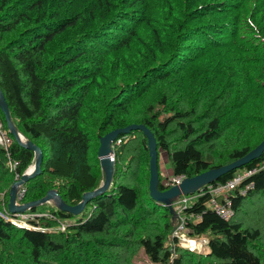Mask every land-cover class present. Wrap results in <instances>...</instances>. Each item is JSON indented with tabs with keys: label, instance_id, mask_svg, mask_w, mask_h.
I'll return each mask as SVG.
<instances>
[{
	"label": "trees",
	"instance_id": "trees-1",
	"mask_svg": "<svg viewBox=\"0 0 264 264\" xmlns=\"http://www.w3.org/2000/svg\"><path fill=\"white\" fill-rule=\"evenodd\" d=\"M0 90L18 130L42 152L23 202L55 190L78 203L103 181L99 136L130 124L153 133L171 177H193L264 137V0H0ZM0 122L7 130L1 111ZM112 145L110 186L63 231L58 221L73 216L49 203L53 217L31 220L37 228L0 217V264H133L140 250L156 264H264V152L210 183L252 171L238 186L250 185L247 192L230 195L229 219L210 210L206 192L193 193L183 214L187 236L207 239L197 251L168 242L171 217L149 196L142 132ZM32 162L14 140L0 147L8 216V189Z\"/></svg>",
	"mask_w": 264,
	"mask_h": 264
},
{
	"label": "water",
	"instance_id": "water-1",
	"mask_svg": "<svg viewBox=\"0 0 264 264\" xmlns=\"http://www.w3.org/2000/svg\"><path fill=\"white\" fill-rule=\"evenodd\" d=\"M0 111L2 112L5 120L7 132L12 136L13 140L21 147L31 151L33 153L32 169L29 165L19 176V178L10 185L8 189V201L7 211L9 213H23L27 210L36 208L47 201L52 200L56 204V209L61 212H66L72 216L80 214L86 204L94 199L96 196L105 192L111 184V178L113 173V145L112 143L117 139L119 135L128 134L133 130H140L146 139V146L148 150V191L149 196L155 202H158L165 206L170 214L171 222L174 228L177 221V214L172 206V203L181 195H191L205 185L216 181L222 175L234 171L243 167L251 160L258 158L264 152V137L250 151H248L242 157L235 159L234 161L221 165L215 168L208 169L193 177H183L179 183L174 184L164 190L158 188L159 185V170H158V153L157 145L153 133L142 124H130L122 128H116L108 131L98 138L97 158L99 160V166L103 173V181L100 185L91 190L84 192L78 203L74 205L66 204L63 199L58 195L55 190H49L45 195L37 200L26 201L23 203H16V195L21 186H23L29 179L40 173V164L42 160L41 149L34 144L31 140L26 138L16 127L12 120L8 105L0 90ZM20 138L22 141H20Z\"/></svg>",
	"mask_w": 264,
	"mask_h": 264
},
{
	"label": "built area",
	"instance_id": "built-area-1",
	"mask_svg": "<svg viewBox=\"0 0 264 264\" xmlns=\"http://www.w3.org/2000/svg\"><path fill=\"white\" fill-rule=\"evenodd\" d=\"M13 138L9 135L7 130L2 129V125L0 122V147L7 150L8 146L12 143ZM7 157V165L8 170L10 172H16L17 167V161H14L10 158L9 153L6 152ZM252 171L245 170V172L236 173L234 176H232L231 179L228 181L219 183L217 185H205V190L201 188L197 195H201L202 193H207L209 196V202L208 207L210 210H212L214 213L219 215L222 219L227 220L233 215V209H232V203L230 199V195H233L235 189L240 185L244 183V179L250 174ZM19 176L15 174V180H17ZM182 179L181 176L179 177H170L166 178L164 181V185L166 187H170L174 184H177ZM250 185L245 184L243 185V188L238 187L236 190V194L238 195H244L247 190L250 188ZM231 193V194H230ZM24 194V187L21 186L17 192L16 195V203H23L22 196ZM196 194L191 195H181L179 196L174 203H172V206L177 214V221L175 222V227L172 229L171 238H177L181 241H187L188 243H193L194 240H188V236L186 234V219L183 214V211L191 205V202L193 201L194 197H196ZM43 212H31L30 210H27L23 213H10V216L8 214L4 213L0 210V217H2L4 220L10 221L13 225L17 227H27V228H37L38 226H33L32 223H30L31 220H35L39 217H48L52 218L53 216L48 211ZM69 223H67L65 220H61L58 222V228L63 231ZM200 243L207 244V239L201 238Z\"/></svg>",
	"mask_w": 264,
	"mask_h": 264
},
{
	"label": "rangeland",
	"instance_id": "rangeland-1",
	"mask_svg": "<svg viewBox=\"0 0 264 264\" xmlns=\"http://www.w3.org/2000/svg\"><path fill=\"white\" fill-rule=\"evenodd\" d=\"M166 158H167L166 154L162 151H159L158 165H159V173H160L161 180H164V179L166 180V178H170L172 176L171 171H170V166ZM30 169H32V167H30ZM243 171L245 172V170H242L240 172H243ZM49 204H52V205H47L48 207L53 206V203L50 202ZM47 206H45L44 204L43 206L40 205L37 207V210L43 213H46L45 211L47 210ZM90 210H91V207L87 205L85 211H82L84 213L81 212L80 214L73 216L70 220H66V222L67 223L70 222L69 224H73L75 220L87 215V213H89ZM60 221L61 220H59L58 222ZM201 238H204V236L188 237L187 238L188 240H191V241L194 240L193 243L192 242L188 243L187 241H181V240H178L177 238H176L177 242H174L173 241L174 238L169 237L168 242L170 244L173 243L174 246L175 244H178L180 247H183V248L187 247L190 250L203 251V249L205 248V244L200 243L199 240ZM132 262L133 264H156V263L150 262L142 250L138 251L137 254L134 255Z\"/></svg>",
	"mask_w": 264,
	"mask_h": 264
},
{
	"label": "bare ground",
	"instance_id": "bare-ground-1",
	"mask_svg": "<svg viewBox=\"0 0 264 264\" xmlns=\"http://www.w3.org/2000/svg\"><path fill=\"white\" fill-rule=\"evenodd\" d=\"M20 141H22V139H21V138H20ZM22 142H23V141H22ZM31 167H32V165H31ZM32 168H33V167H32ZM50 202H51V203H53V205L56 207V204H55V202H53L52 200H50V201H47V202H45V203H50ZM45 203H44V204H45Z\"/></svg>",
	"mask_w": 264,
	"mask_h": 264
},
{
	"label": "clouds",
	"instance_id": "clouds-1",
	"mask_svg": "<svg viewBox=\"0 0 264 264\" xmlns=\"http://www.w3.org/2000/svg\"><path fill=\"white\" fill-rule=\"evenodd\" d=\"M203 236V235H202ZM205 237V236H204ZM206 238V237H205Z\"/></svg>",
	"mask_w": 264,
	"mask_h": 264
}]
</instances>
